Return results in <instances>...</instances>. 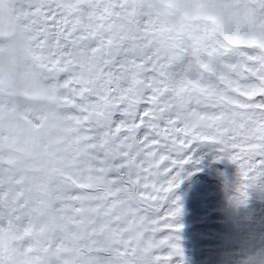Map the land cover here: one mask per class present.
<instances>
[{
	"label": "snow or ice",
	"instance_id": "6c2138e0",
	"mask_svg": "<svg viewBox=\"0 0 264 264\" xmlns=\"http://www.w3.org/2000/svg\"><path fill=\"white\" fill-rule=\"evenodd\" d=\"M181 4L212 27L170 22ZM5 41L38 62L43 110L0 83V179L27 169L18 199L0 188V264H172L196 145L238 165L240 202L264 176V0H0Z\"/></svg>",
	"mask_w": 264,
	"mask_h": 264
},
{
	"label": "rangeland",
	"instance_id": "374dc122",
	"mask_svg": "<svg viewBox=\"0 0 264 264\" xmlns=\"http://www.w3.org/2000/svg\"><path fill=\"white\" fill-rule=\"evenodd\" d=\"M9 91L11 92V90ZM11 94L13 95L12 92ZM208 147L215 149L217 156L220 155L221 158L210 163L202 162L201 165L197 167L192 166V168L185 165L184 170L182 171L184 173L180 177V179L183 180V183L171 195H176L180 198L189 197L191 200L196 196L200 198L225 196L228 199V203L237 201L238 211L230 209V204H228V207H225V211L233 218H238V225H235L234 221L227 223V230H224L225 235L221 238L216 236V240L221 242L218 243V245H215L214 238L211 237L213 234L211 232L212 230H209L210 235L209 238L206 239V244L203 243L201 238L196 236L197 240L201 239L197 245L208 246L207 250L213 254L214 252H219V249L225 250V241L227 243L226 254L220 255L222 262L219 264L233 263L232 257L235 254L239 255L240 253H242V262L238 264H264V176H261L249 186L247 189V200L240 202L237 198L236 191L241 182L238 165L232 162L227 154L221 155L218 153L214 144L201 143L196 145L194 150L196 154H201L202 151ZM189 164L191 166L193 163L191 162ZM26 171L27 169H9V171L4 174L3 178L0 179V188L4 189L5 195L16 192L15 199H18L20 195L24 194L26 190H21L20 188L17 191V181L23 183L24 176L21 175L20 177H17L16 173H23ZM204 172L208 173L209 176L218 179L220 184L216 179H209L210 182L207 181L208 177ZM191 200L182 201L184 211L199 212L198 209L192 207V204L190 203ZM213 202L218 204L219 201L208 200L207 203H204L206 210L202 212V214L208 215L207 211L210 209L209 204H212ZM255 202H259L261 206H257ZM180 219L182 220L181 217ZM173 224H175L174 220ZM180 230L179 232L165 230L160 235L161 237L165 235L179 237V240L176 242L179 243L181 247H188V235H185ZM175 233H178V235ZM216 246H218L219 249ZM241 247L242 249L240 250V253L239 250L237 252V249H240ZM163 251L167 254L170 249L164 248ZM188 259V256L184 257V260Z\"/></svg>",
	"mask_w": 264,
	"mask_h": 264
},
{
	"label": "flooded vegetation",
	"instance_id": "af4514ba",
	"mask_svg": "<svg viewBox=\"0 0 264 264\" xmlns=\"http://www.w3.org/2000/svg\"><path fill=\"white\" fill-rule=\"evenodd\" d=\"M11 130L13 133H15V125L13 124L11 127ZM9 131L8 128L5 129V132L7 133ZM205 151L207 153H214L215 156L211 159H205L208 161L207 163H210L212 161H215L217 159V153L216 150L213 148H206ZM202 154V153H201ZM201 154H196L194 150V156H193V161L192 165L187 164L189 168H192V166H199L202 164V158ZM199 155V156H198ZM198 159V160H197ZM201 162V163H200ZM197 163V164H196ZM184 172H181V175ZM205 175H207L209 179H216L213 176H209L208 173L204 172ZM218 180V179H216ZM219 181V180H218ZM210 182V181H209ZM220 184V181H219ZM170 201L174 200L176 195H170ZM184 200H191L189 197H181L178 201L179 205L181 203V213L180 215L174 219L175 224L182 225L183 227L180 230L183 232L185 235H188V247H181L182 249V256L181 257H175L173 258L172 264H219L222 262L221 256L222 254H226V248H227V243L224 241V249L225 250H220L218 246H216L219 249V252H214L213 254L210 253L207 248L208 246H203V245H197L201 239L204 244H206V239L209 238L210 232L209 230H212V238H214L215 245H218V243H221L220 241L216 240V236L221 238L223 235H225V231L227 230V223L234 221L235 225H238L237 222V217H232L227 214L225 211V207H228V204H230L229 208L235 211H238V203L237 201L234 202H229L228 199L225 196H212V197H194L191 200L192 207L195 209H198L199 212H191V211H184V208L182 207V201ZM201 200V201H200ZM208 200H218V204L213 202L212 204H209L210 209L207 211L208 215L202 214L206 210V207L204 206V203H207ZM254 204V203H253ZM257 204V203H256ZM171 207H175V205H171ZM257 206H259L257 204ZM264 210V209H263ZM182 218V220L180 219ZM173 223V221H172ZM174 231V230H173ZM177 232V231H176ZM179 232V231H178ZM178 235V233H175ZM196 236L201 238L200 240L196 239ZM242 249H237V252ZM191 257H190V256ZM188 256V260H184V257ZM233 263L231 264H238L242 262V253L235 254L232 257Z\"/></svg>",
	"mask_w": 264,
	"mask_h": 264
},
{
	"label": "clouds",
	"instance_id": "9594fccd",
	"mask_svg": "<svg viewBox=\"0 0 264 264\" xmlns=\"http://www.w3.org/2000/svg\"><path fill=\"white\" fill-rule=\"evenodd\" d=\"M185 11L193 16L191 21L183 20ZM196 13L197 8L195 5L181 4L178 8L172 9L169 21H183L186 26L193 31H196L199 26L206 24L209 27H212L208 21L195 19ZM206 42L212 43L211 38ZM22 48V43L21 45L9 43L7 41L0 43V73L3 74V80L0 81V83L13 93V107L16 108L21 115L36 119L38 112H41L43 109L35 102L29 103V99L30 94L36 91L37 85L43 83L42 70L36 66L38 62L28 56L26 52H23ZM182 183L183 180L179 187ZM21 190L25 189L21 187ZM30 191L32 192V198L36 201L47 199V190L45 188L37 190V186L32 185ZM44 218L46 219V216ZM8 220L9 215L5 212L4 220L0 222V224L11 232L12 229L8 224ZM7 242L8 241L6 240L5 243ZM16 243L19 244V241H16Z\"/></svg>",
	"mask_w": 264,
	"mask_h": 264
},
{
	"label": "trees",
	"instance_id": "16d2710c",
	"mask_svg": "<svg viewBox=\"0 0 264 264\" xmlns=\"http://www.w3.org/2000/svg\"><path fill=\"white\" fill-rule=\"evenodd\" d=\"M215 156V154L214 153H207L206 151H205V149L202 151V154H201V157L200 158H202V162L203 163H207L208 161H206L205 159H211V158H213ZM259 205V204H258ZM4 215H5V212H2V211H0V222H2L3 220H4Z\"/></svg>",
	"mask_w": 264,
	"mask_h": 264
}]
</instances>
